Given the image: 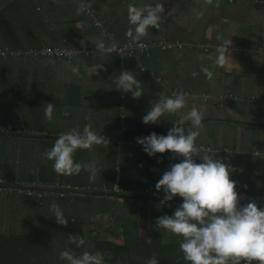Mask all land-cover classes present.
Instances as JSON below:
<instances>
[{"label": "crops", "instance_id": "1", "mask_svg": "<svg viewBox=\"0 0 264 264\" xmlns=\"http://www.w3.org/2000/svg\"><path fill=\"white\" fill-rule=\"evenodd\" d=\"M87 1H89V3H91L103 13V15L108 19L110 27L116 32L118 37H124V31L127 28L126 23L124 22L123 18H121V16L126 13V10H123L122 8L124 5L122 1L124 0H117V3H115V0ZM8 3L10 4L7 5ZM78 6L79 4H77L76 0H0V26L12 28L10 31L13 32L17 30L20 32L24 31L22 27L29 26L30 32L32 34V37L29 41L33 43L31 45V48H33L34 46H39L44 43L46 44L44 38H48V36L45 32L49 28V30H52L54 33L61 35L59 31V28L62 25L61 23L66 19L65 17L68 16V14L71 13L73 15L76 12ZM1 7H4V9ZM214 7L215 5L209 6V10H211L212 13L211 20L208 21L207 37H214V46L221 42L217 39L218 36H221L225 39H232L233 42L236 41L234 39L240 37L242 39H239L245 47L252 49L257 48V51L252 52H250L248 49L246 50L249 51L247 58L249 63L247 65H253L251 69L255 68V62L257 61V92H254L253 94H257V101H259L260 98L264 100V55H262V52L259 50L260 47L264 48V6L257 4V7H255L251 4L249 6H247V4H242V7H239L234 4L228 5L226 3H222L219 7H217V9ZM214 9V16H216L217 19L216 23H214L215 21L213 19ZM12 10L15 12V16L11 15L10 19L13 20V23L10 24L6 21V15L8 14L6 11L10 12ZM39 11H43V14H45L49 20H47V18L46 20H42L39 17V19L43 21L39 23V20L37 19V16H39ZM24 14H26L29 19L25 23H22L19 19ZM74 16H76L78 19L76 22H74L75 26H77L79 29L87 31L89 36H94V32H89L91 28H82V25L83 27L90 26V20L86 18L83 13H81L79 16ZM179 16H182V22L183 18H188L186 14L183 15L179 13ZM257 20H260L263 23L261 25V29L257 27L256 33L255 27L257 26ZM189 24H192V21ZM96 33L98 35L101 34L97 31V29ZM169 34L170 37L180 38V36L176 35L179 33L170 32ZM184 41L189 44L190 48L192 47V40L190 41L184 39ZM209 42L210 41L207 40V44L210 47L211 44ZM0 44L4 45L1 40ZM90 44L92 43H90L88 39V42L85 44V46L89 47ZM7 45L16 47V42L12 41L11 43H6V45L3 47ZM187 48L190 50L189 47ZM177 51L182 52L184 50ZM206 51H209V49ZM246 51H240L244 53L243 57L246 56ZM166 52L167 53L165 54L167 55H176L174 50ZM167 55L160 54L156 57V59H161L157 66V68L161 70L160 72H158L156 65L155 67L150 66L152 65L151 56H137V59H129L127 61L126 66L128 64L129 69L134 66L133 64L137 65V70L134 71L132 69L131 71L134 73L135 77L143 83L142 87L144 93L140 98L134 99L132 92H128L126 96L127 113L124 111L125 119H121V116L117 115L121 91L116 89V86L113 82L115 77L120 73V69L118 67L119 59L115 54H106L99 51H94L92 58L97 59L98 61L97 64H93V68L88 71H83L82 64L85 63L83 62V55H79L77 57L74 65H65L66 63H64L61 59L55 58L56 61L54 64L49 63L50 66H54L55 71L53 72L56 73L58 85L55 86H44L46 83L45 80L49 79L53 72H50L45 76L38 74L37 69L32 65L36 63L32 61L22 62V60H5L6 65L13 64V66L12 68H9L11 70L9 73L11 77L8 76L4 83H0V95L5 90L10 89L12 91L10 96L15 97V99L18 98L20 105L19 109L17 108V111L13 115H7L4 113V116H0V177H14L17 182H26V185H30V182H35V180L40 179L41 181L45 180V183L49 185H53L55 183L54 177H59L58 180L65 179L62 177L64 175H54L56 172L52 167V161L41 158V154L49 150L58 139V136L56 135L71 130L62 125L64 117L58 112L56 108V103L58 102L57 93L60 91L64 94H62V96L66 97V99H62V103L63 105H67L68 109L70 110V114H72L73 109H76L80 106H82L84 110L76 111L75 113L77 115L89 110L88 108H84V106H88L90 109L94 108L98 110L99 115L93 114L91 112V121L94 123L92 124L93 126L97 124L96 128L93 127V130L98 134L101 133L102 136H105L110 140L108 148L103 146H94L91 151L83 154L81 153L80 149H78L74 153V160H79L86 157L89 160L92 159L97 161L96 155L98 154L100 160H98L97 163L101 164L102 160L109 166L113 163L116 164L121 161L120 159L122 158L124 152H130V154L127 155L128 160L133 161L135 154H138L136 158L137 160H145L148 161L152 167H158V174L161 178L165 171L170 170L172 164L180 163L184 158L182 156H175V158H173L175 154L171 151L157 153L155 156H150L143 150V146L137 143V138H143L153 132L157 133V135H167L168 131L175 126L173 121L178 120L182 114L185 115L187 106L181 109L179 113L177 112L174 115L166 114L164 117L160 118L158 123L145 124L143 122V116L146 115L150 110L152 102L159 98V93L163 92L165 95L168 94V90L165 87L166 85H169V90L172 88L176 90L181 89L189 96L195 95L196 93H207V96H209L207 101H205L203 95L201 98L198 95L193 102V104L199 103L204 109L209 107H221L219 102L221 105L226 102H231L236 109H233L230 104L227 105V111L231 116L224 118L228 121L237 124L245 123V125L254 123L252 121L241 119H244V117H248L252 114L255 116L256 123H264V108H260L251 101L246 103L247 98H250L253 94H242L241 92L244 91L245 86H241V83L234 85V81L230 80L227 82V84H225V89L217 90L213 88V83L211 82L214 80V77L211 81H209L205 77L204 73L201 72V65L205 67L209 65V60L207 59L206 55L202 56L204 57V62H198V65L190 70H188L186 60L183 62L180 57L167 59ZM231 56L232 59L228 65L236 66L233 61L240 57H236L234 53H232ZM40 60L43 59L33 61ZM140 63H142V66H144L145 69L146 67L148 69L140 70ZM74 66L79 68V72L77 75V81L71 82V74H74L71 71V68ZM150 70L151 72L156 71L158 75L163 76L164 82L160 83L157 82L156 79L153 80L154 78L152 79ZM22 71H28L29 78L26 80L21 78L22 83H17L19 75H21ZM193 71L199 73V75L193 77L191 75ZM196 79H200L205 82H201L202 84H199L196 82ZM156 83L158 85H156ZM208 83H210V85ZM68 85L74 87L71 89V87L68 88ZM231 87L233 90L227 91ZM203 89L207 91H203ZM37 90H43L45 91V94L38 93L37 95L30 96V91ZM197 90L198 92H196ZM192 92L194 94H192ZM232 92L243 96L242 100H244V102L240 101L239 103L241 106L231 100L224 101L225 94ZM191 101L187 102L186 105L188 103L192 104ZM202 101H205V103H202ZM47 103H53L55 105L53 119L51 121L46 120L44 116L43 107ZM222 107H225V105ZM65 117L67 120H69V117ZM122 120H124V122L127 124L126 128H124ZM100 122L101 126H98ZM39 131L46 132L45 136L48 138L43 137L36 139L35 135L33 134ZM229 131H231V127H229ZM234 133L235 131L224 135L217 133L210 138L201 133L197 139V145L204 144L213 147L214 151L210 152L209 154L215 155L217 159H222L226 164L232 162L231 166L235 169L233 173L236 174L238 173L236 167L238 166L239 162L237 159L245 160L248 157L246 154L248 150L253 151L264 148V126H261V128L254 126V129L250 133L248 139H245L246 132L244 131L243 135H240L237 138H233ZM232 139H235V141ZM27 140H30L29 144L27 143ZM246 142L248 143V146L244 148L243 145ZM224 147L234 149V151H232V153H224ZM203 152L201 154H203ZM140 154L142 156H140ZM127 156H125V159ZM194 159L196 163L203 162L198 156L194 157ZM243 165L245 170L250 171L251 169L254 171L251 172V174H255V171L257 170L258 181H260L262 178L260 174H263L264 176V172H262V170H264V157H262V159L258 161L257 164L254 163L252 165ZM261 186L263 187L264 184ZM39 187L41 188V185H39ZM262 187H260L259 192L257 191L258 194L262 195L260 198L261 200L258 202L264 204V191H262ZM35 192L36 193L32 195H29L26 192V195H22L19 194L21 192L16 190H13L10 193L0 191V235L9 233L14 235H26V237H28L30 231L23 225V218L32 219L38 217L39 214H43L45 218L47 216L53 217L50 211V204L52 201H59V198L50 194L52 196L48 195L49 197L43 201L44 204L41 205L37 201V199L40 198L37 193L38 191ZM82 202L89 203L90 201L89 199L84 198L82 199ZM90 212L91 209L86 206L82 209L81 213L88 215ZM160 213L161 211L158 208L156 210L152 208L151 210L145 209L140 215H138L139 218H141L140 221H142L141 223L143 225L147 224L148 222L146 229L144 230L147 235H154L155 233H153L152 229H159L153 225L156 223L157 218L162 214ZM157 214L160 215L158 216ZM154 232L156 231L154 230ZM173 236L175 237L174 234ZM178 239L179 236H177L175 240ZM15 246H20V243L17 241ZM93 250H95V248H93ZM13 263L19 264V262L16 260L13 261ZM255 263L256 262H253V264Z\"/></svg>", "mask_w": 264, "mask_h": 264}, {"label": "clouds", "instance_id": "2", "mask_svg": "<svg viewBox=\"0 0 264 264\" xmlns=\"http://www.w3.org/2000/svg\"><path fill=\"white\" fill-rule=\"evenodd\" d=\"M214 1L216 7L224 2L223 0ZM77 2L79 6L76 15L79 16L84 12V15L88 16L89 12L86 10L92 8L90 4L86 3V0H82V2L77 0ZM205 2L211 5L213 0H205ZM257 4L264 6V1L257 0ZM127 12L129 27L124 34L125 40L117 42L115 36L118 35L111 27L109 29L108 19L97 9V12L90 15L89 19L92 20L94 16L93 22L101 27V33L104 34L106 40L99 45H92L87 52L80 50L85 55L93 50L118 56L120 73L113 82L116 89L121 91L120 99L122 101L118 108V115L121 116V119H125L124 99H126L128 92H132L134 99L140 98L144 93L143 83L135 77L132 71L126 70L127 61L136 59L137 56L150 57L152 47L172 51L177 49L178 43H181L182 47L178 48H183V43L179 39L169 40L162 35L159 36L160 40L175 43V45L163 48L159 42L147 45L145 41H142L148 35L149 27L160 29L161 24L165 21L164 4L156 3L155 6L147 4L140 7L128 4ZM173 13L174 9L168 14L173 15ZM199 15L202 16L203 12ZM97 16L101 22H96ZM217 39L221 43L216 46V54L214 56L209 55L207 59L212 62L213 68L224 69L232 59L233 41L221 36H218ZM140 47L145 48V50L142 51ZM205 47L206 50L209 49L208 44H205ZM247 48L249 51H257V48ZM247 48L241 49V51H246ZM259 50L264 55V48L260 47ZM131 51L132 53L129 54ZM200 59L203 60L204 57ZM47 63L54 64L55 61L50 60ZM139 66L145 69L142 63ZM71 71L78 74L79 68L74 66ZM201 72L209 81L214 77V71L209 67L201 65ZM191 75L196 77L199 73L193 71ZM160 81L161 78L158 77V82ZM186 96L187 94L183 91L173 93L171 96L160 92L159 98L152 102L150 110L143 116V122L145 124L158 123L160 118L166 114H176L186 107ZM203 98L207 101L209 96L203 94ZM205 101L202 102L205 103ZM263 103L264 100L262 99ZM54 108L53 103L45 104L43 111L46 120L51 121L53 119ZM64 115L67 116L68 112L65 111ZM203 119L204 113L196 107H192L186 115L182 114L178 120L173 121L175 126L168 131L167 135H157L153 132L143 138H137V143L141 144L143 150L150 156L171 151L175 154L173 158L175 156L184 158L180 163L172 164L170 170L165 171L155 185L157 191L163 190L165 193L161 203L174 199L178 208L172 215L157 214L160 217L157 218L153 226L159 229H152V231L153 233H155L154 230L162 233V229H164L183 237L179 243V251L183 255L177 257V264H180L181 259L187 264H241L242 261H246L247 264H253V262L264 264V209L258 207V201H252L249 197L242 198L238 194L237 191L240 190L237 189V182L230 178V173L235 171L231 165L217 159L215 155H210V149L201 154L202 149L197 145V139L204 127ZM85 120L88 123L84 125L82 130L76 126L68 132L60 133L54 145L42 153L41 158L52 161V167L58 175H79L83 170L89 173V181L94 183L100 174L97 161L76 162L74 153L78 149H92L93 146L108 148L110 140L93 130L90 116H85ZM186 122H190L187 127ZM33 135L44 136L41 132H35ZM223 152L225 153V151ZM257 152L259 153L257 154ZM246 154L264 157V148L248 150ZM197 156L203 161L202 163H196L194 157ZM13 183L11 185L15 187ZM24 186L30 188V185ZM81 190L85 194L101 193L100 188L93 189L87 184L81 187ZM105 194H111V191L107 188ZM240 201L244 206H240ZM50 211L59 225L67 226L68 219L56 201H52L50 204ZM118 234L122 235L120 229L115 233L117 236ZM155 237L156 235H148L146 238ZM119 238H121L120 235ZM69 241L75 244L77 248L86 244V240L79 235L69 234ZM111 258L110 254L106 256L104 252L99 250L95 252L85 250L80 255H76L72 250L65 249L60 253V259L66 261V264H107V260H111ZM145 264H159L157 255L153 253L145 261Z\"/></svg>", "mask_w": 264, "mask_h": 264}, {"label": "trees", "instance_id": "3", "mask_svg": "<svg viewBox=\"0 0 264 264\" xmlns=\"http://www.w3.org/2000/svg\"><path fill=\"white\" fill-rule=\"evenodd\" d=\"M223 1H224L223 3H226L228 5L234 4L239 7H242V4H247V6L251 4L257 7V0H250V2L249 0H232V1L223 0ZM122 2L124 3L122 8L123 10H126V13L123 16H121V18H123L128 28L129 27L128 16H126V14H128L127 6L128 4H133L137 7H140L142 0H124ZM175 2H178L179 4L175 6L176 10L174 11L173 15H169L168 13L171 12L170 10L172 7H174ZM213 2L214 4H211L212 6L215 5L214 0ZM86 3H89V1L86 0ZM156 3H158L157 0H147V2L144 5L151 4L155 6ZM9 4L10 3H8L7 5ZM89 4L90 7L92 8L86 10L89 12L88 16H86V18L88 19L90 15L97 12V9L91 3ZM209 6L210 5L207 4L205 0H165L164 1L165 21L161 24L160 29H156L155 27H149L148 36L145 37L142 41H145L147 45H152L155 42H159L160 41L159 36L162 35L169 40L179 39L183 43L182 49H179L177 47V49L179 50H185L187 49V47L190 48L189 44L186 43V41H184V37H188L186 40H190L194 35L193 33L195 29L198 28L200 29L203 26V25L198 26L199 23L205 24L204 28L206 29V31L202 34V36L207 37L208 21L211 20V13H212V11L209 10ZM1 8L4 9V7ZM201 12H203L202 16L199 15ZM207 12L209 15H207ZM9 13L6 15V17L10 18L11 15L15 16V12L13 10L10 11ZM179 13L183 15L186 14L188 18L192 21V24L183 23L182 16H179ZM38 14L39 16H37V19L39 20L38 21L39 23L43 22L39 19V17L42 20H46V18L47 20H49L48 17L45 14H43V11H39ZM74 15H76V12L73 15L71 13L68 14V16L65 17L66 19L61 23L62 25L59 28L61 35L54 33L52 30H49L50 29L49 28L45 32L46 35L48 36V38H44L46 44L44 43L42 45L35 47L42 48L44 46H48L53 49H57V48L66 49L67 51H71L73 53L74 62L76 61L79 55H83L84 57L83 62H85L82 64L83 71H88L93 68V64L94 65L97 64L98 60L92 58V54L94 53L93 50H91L89 54L85 55L84 52H80V49H78V47H81L82 45H85L88 42L89 34L87 31L79 29L77 26H75L74 22H76L78 19ZM82 28L83 29L91 28L89 32H94L93 33L94 35H98L96 33V29L99 33H101L102 30L101 27L95 25L93 21H91L90 26L83 27L82 25ZM127 28L125 29L124 34ZM170 32L179 33L176 35L180 36V38L170 37L169 34ZM98 37L103 41L106 40L104 34L102 33L98 35ZM239 38L234 39L236 41L233 42L231 54L234 53L236 57H240V58L234 60L233 63L235 65H241L242 67L249 69L253 66V65H247L249 63V60L247 61L249 51H246V56L243 57L244 53L240 51L241 49L243 50L244 48L247 47H244L243 43L240 40L242 38L240 39ZM115 40L117 42H121L124 41L125 38L122 36L120 37L115 36ZM237 41H239L240 43ZM206 43L207 40L205 39L203 42L204 46H202L205 51H206V47H205ZM220 43L221 42L217 43V45H219ZM4 45L0 44V48H2ZM216 46H214V50H216ZM5 47L8 48L10 51H16L19 49V46L12 47L10 45H7ZM167 50L169 49L152 47L150 50L152 65L150 66L155 67L156 65L157 68L158 63L161 60L159 58L156 59L157 55L160 54L167 55L165 54L167 53L166 52ZM53 55H54L53 53L45 56L34 55L32 53L25 54L23 51L21 56H13L11 55V53H9L8 56L6 57H0V83H2V81H5V79H7L8 74L11 71L9 68H12L13 66V64L6 65L5 60L21 61L24 58H32V60H39V59H44L46 57H51ZM213 55L215 54L213 53ZM133 65L134 66L129 69L127 64L126 70L131 71L133 69L134 71H136L137 65L136 64ZM139 68H141L140 70L143 69L142 67ZM215 69L216 68H213V70ZM157 70L158 72L161 71L158 68ZM252 70L254 71L255 77H257V61L255 62V68H252ZM155 72L154 71L151 72L150 70L152 79L154 78L153 80L156 79V81L158 82V77H160L161 78L160 83H163L164 82L163 76L158 75L157 72L156 73ZM77 75L78 74H71V82L77 81ZM156 85L158 84L156 83ZM165 87L168 90L167 95L171 96L175 91V89L172 88L171 90H169L170 89L169 85H166ZM9 91L10 93H12L10 89L5 90L3 93L5 92L8 93ZM178 91H182V90L179 89ZM203 91H207V90L203 89ZM196 92H198V90ZM3 93L0 95V99H2ZM192 94L194 93L192 92ZM203 94H207V93L204 92ZM203 94L196 93L195 95L192 96L191 95L189 96L187 94L186 100L187 102H190L192 100L191 102L193 104L197 96L199 95V97L201 98ZM242 98H243L242 95L235 94L234 92L226 93L224 101L231 100L239 104L240 101L244 102ZM250 98L251 99H247L246 103L248 101H253L260 108L262 109L264 108V103L262 104V99L257 101L256 94H253ZM229 104L232 103L229 102ZM219 105L221 107L223 106V104L221 105L220 102ZM208 120L210 121V119H206L205 121H203V123L208 122ZM188 124L190 123L189 122L186 123L187 126ZM251 124L257 126V128H261V126H264V123L261 122H257V123L254 122ZM39 132H41L43 135L44 133H46L43 131H39ZM59 134L56 136L59 137ZM45 135L35 136V138L39 139V138L47 137ZM80 151L83 154L91 151V149L80 150ZM129 154L130 152H124L122 158L120 159L121 161H119L116 164L113 163L109 166L107 165V167L102 163L101 164L97 163V166L100 169V174L98 175L94 183L89 181V173L86 171L82 170L79 175H72L75 176L76 179L78 178L77 181L83 183V185L90 184L93 187V189L100 188L102 194L101 193L81 194L74 192H73L74 194H69L72 192V190L66 189V184L62 182L64 181L63 179H61L60 181L56 180L55 181L56 185H49L45 183V180L41 181V179L35 180V182L29 183L30 188H22L25 187L24 185H26V182L24 181L17 182L14 177H9V178L5 177V179L8 182L11 183L14 182L13 184H15V189H12V191L16 190L18 192H21L19 194L26 195L25 192L28 194L26 189H32L33 191L32 194L36 193L35 191H38L37 193L39 196V193H41V196H39L40 198L37 199V201L41 205L44 204L43 201H45L49 196L53 195L59 198V201H62L63 203V208L61 209L65 217L68 219V224L67 226H61L56 222L54 216L53 217L47 216L45 218L43 214H39L38 217L32 219L23 218V225L27 227V229H29L30 231L28 234L29 238L26 237V235H14L9 233L1 234L0 264H14L13 261L15 260L18 261L19 264H66V261L60 259V253L65 249L72 250L76 255H80L85 250L89 252H95L99 250L101 252H104L106 256L107 254L111 255L112 258L111 260H107V264H145V261L148 258H150L153 255V253L157 255V258L159 259V264H177V257H182L183 255L179 251V243L183 239V237L179 236V239L175 240L177 235H175L174 237L172 233L162 229V233L155 232L154 234L156 235L155 238L147 239L146 237H148V235L144 233V230L146 229L145 226L142 223L138 222L141 219L139 218L138 215H140L142 211H144L145 209L151 210L152 208L156 210L157 209L156 206L159 207L158 209L161 211L163 216L172 215L175 212V210L178 208L177 202L173 199L172 201L161 203V201H163L164 199L165 193L163 192V190L157 191L155 187L156 183L161 179V177L158 174V170H159L158 167L157 168L152 167L148 161L137 160L136 158L138 154H135V158H133V161L128 160L127 155ZM125 156H127L126 159ZM140 156L142 155L140 154ZM247 156L248 157L245 160L237 159V161H239L238 166L236 167L238 173L236 174L233 172L232 174L230 173V178L237 182L238 190L243 192L247 197H249L250 200L256 202L261 200L260 198L262 195L258 194L257 191L259 192L260 187H262L261 185L264 184V176L263 174H260L262 178L260 181H258L257 170L255 171V174H251V172L254 171L251 169L250 171L245 170L243 164H247V165H252L254 163L257 164V162L260 161L262 157L257 155L255 156L247 155ZM75 161L88 163L91 162L92 159L89 160L88 158L84 157L83 159H79ZM231 164L232 162H229V165ZM262 172H264V170H262ZM254 176L256 179L254 178ZM62 177L65 178L66 176H62ZM16 185H21V186L17 187ZM39 185L44 187L40 188ZM116 187L118 189H116ZM107 188L108 190L111 191V194H105ZM56 190L59 191L60 194L66 196L63 197L59 196ZM262 191H264V186L262 187ZM84 198L86 199L90 198V202L92 204L91 212L90 214H88L89 216L86 215L85 213H81L82 209L86 207L85 206L81 208V204H82L81 202L82 199ZM89 203L85 202L84 204L87 205ZM257 205L261 209H264V204L257 203ZM240 206L241 207L244 206V204H242L241 201H240ZM164 207L169 210L164 209ZM129 222H131V224ZM97 226L100 227L97 229ZM117 227H123L125 229L124 236L119 234L121 238L115 235L117 231L116 229ZM69 234L79 235L83 237L86 240V244L80 248H77L75 244L70 243ZM17 241L20 243V246H15ZM93 248H95V250H93ZM39 256H43V259H39ZM180 264H187V262L181 259ZM241 264H245V261H242Z\"/></svg>", "mask_w": 264, "mask_h": 264}, {"label": "rangeland", "instance_id": "4", "mask_svg": "<svg viewBox=\"0 0 264 264\" xmlns=\"http://www.w3.org/2000/svg\"><path fill=\"white\" fill-rule=\"evenodd\" d=\"M111 1H113V0H111ZM146 2H147V0H142L141 6L144 5ZM115 3H117V0H115ZM158 3L164 4V0H159ZM178 4H179L178 2H175L174 8H171L170 11H172L173 9L175 11L176 10L175 6ZM212 4H214V2ZM214 8L217 9L216 6ZM215 9L213 10V19L215 21L214 23L217 22L216 16H214ZM6 12L9 13L8 11H6ZM207 15H209L208 12H207ZM126 16H128V14H126ZM28 19H29V17L26 14H24L20 17L19 20H20V22L25 23L26 21H28ZM96 19H97L96 22H101L99 20L98 16L96 17ZM89 20H90V22L93 21L91 19H89ZM6 21L10 24L13 23V20L8 18V17H7ZM183 23L189 24V23H191V20L189 18L185 17V18H183ZM256 23H257L256 27L261 29V25L263 22L260 20H257ZM201 25H203V26L200 29L199 28L195 29V31L193 33L194 35L190 39L193 41V44H192V47L190 48V50L188 48L182 52L174 50V53H176L177 56L173 55V54H169L166 56V58L167 59H173L174 57H180L183 62H184V60H186L188 70H190L193 67H195L196 65H198V62H204V59H203V61H201V59H200L203 55H206L208 57L209 55H212L213 53L216 54L215 50H214V43H213V41L215 40L214 37L202 36V34L206 31V29L204 28L205 24H203V23L198 24V26H201ZM22 28L24 29V31L20 32L17 30L15 32H13V31H10L12 28L0 26V40L2 41L3 44L11 43L12 41H15L16 46H19L20 50L24 51L25 54H28L27 51L31 48V45L33 44L29 41L32 37V34L30 32L29 26H23ZM255 32L257 33V28H256ZM215 37H217V36H215ZM187 38L188 37H184V39H187ZM205 39L210 41L209 43L211 45L209 47V51H205L204 48L202 47V46H204L203 42ZM89 42L92 43L89 45V47L82 45L81 47H78V49L87 52L88 49H91L92 45H99L101 42H103V40L98 38L97 35H94V36H89ZM63 51H64V54H62V55H58L56 53H53L54 54L53 56L46 57L45 59L40 60V61H33L32 58H24V59H22V62L32 61V62L36 63V64H32V65L37 69L38 74L45 76L48 73L55 71L54 66L53 65L50 66V64L47 63L50 60L56 61L55 58H57V59H61L64 63H66L65 65L74 64V59H73L72 53L71 52L65 53L66 49H64ZM191 54H192V56H191ZM19 56H21V55H19ZM208 62H209V65L207 67L212 69V62L211 61H208ZM8 76L11 77L10 74H8ZM21 78L23 80L28 79L29 78L28 71H22L21 72V75H19V79H18L17 83H22ZM10 80H12V79H10ZM230 80L234 81V85H238V83H241V86H245L244 91L241 92L242 94L252 95L254 92H257V85H256L257 77H255L254 71L251 68L246 69L245 67H242L241 65H236V66L227 65L224 69L216 67V69L214 71V80L211 83H213L214 89L222 90V89L226 88L225 84H227V82ZM4 82L5 81H2V83H4ZM45 82L46 83L44 84V86H46V85H53V86L58 85V81L56 79V73L53 72L51 74V77L49 79H46ZM196 82H198L199 84H202L201 82H205V81H202L200 79H196ZM253 82L255 84H253ZM208 84L210 85V83H208ZM63 87H64V85H63ZM70 87L72 89V87H74V86L68 85V88H70ZM230 90H233V88L231 87L227 91H230ZM97 92H99V91H97ZM38 93L45 94V91H43V90L30 91V96L37 95ZM62 94L63 93L61 91L57 93L58 102L56 103V108H57L58 112L60 114H62V116L64 117L62 125L64 127H66L67 129H72L76 126H79L82 130L83 126L86 124V122H88L85 120V116L91 117V112L93 114H98V110H96L94 108L90 109V107L84 106V108H88L89 110H86L85 112H82L81 114L77 115L75 113L76 111H83L84 110L83 107L80 106L76 109H73L72 114H70V110L68 109L67 105H63V103H62V99H66L65 96H62ZM10 95H11L10 91L8 93L5 92V93H3L2 100H0V116L1 117L4 116V113H6L7 115H13L17 111V108L19 109L20 103L18 101V98L15 99V97H12ZM86 97H88V96H86ZM247 99H251V98H247ZM252 100H254V99H252ZM121 101L122 100L119 99L118 108L120 106L119 104ZM251 102H253V101H251ZM228 104L229 103H227V102L224 103L223 106L225 105V107H222V108L221 107H217V108H210L209 107V108L203 109V107L199 103H195V104L188 103L186 105L187 110L185 112V115L187 114L188 111L191 110L192 107H196L197 109L201 108L199 110H201L204 113L203 121H205L206 119H210V121L208 120V122H206V123H203V121H202L204 127H203L201 133L205 134L209 138L213 137L217 133L224 135V134H230V133H232V131H235L233 138H237L238 136L243 135V131H244V132H246L245 139H248V137L250 136V133L254 129V125L251 123L246 124V125H245V123L244 124H240V123L237 124V123L226 120L224 117H230L231 116L227 111V105ZM230 105H231V107H233V109H236L234 105H232V104H230ZM118 108H117V115H118V110H119ZM65 111L68 112L67 117H69V120H67V118L64 116ZM124 111H125V113H127L126 99H124ZM241 119L246 120V121H252V122L256 121L255 116L252 114L248 117H244V119L243 118H241ZM186 123H188V122H186ZM100 124H101V122L98 124V126H101ZM96 126H97V124L93 127L96 128ZM186 127H187V125H186ZM229 127H231V131H229ZM31 139L33 140L32 137H31ZM232 140L235 141V139H232ZM29 142H30V140H27L28 144H29ZM246 146H248L247 142L243 145V147L245 148ZM96 158H97V161L100 160V157L98 156V154L96 155ZM101 162L103 165H105L107 167V163H105L102 160H101ZM54 175H57V173H55ZM58 179H59V177H54L55 181ZM77 179L75 178V176H67V177H65L64 181H62V182H65L66 189L72 190V192L69 194H74V193L85 194L81 190V187L85 186L86 184L83 185V183L78 182ZM76 186H77V188H76ZM84 190H87V189H84ZM1 192H5V191H1ZM57 192H58L59 196L63 197V195L60 194L59 191H57ZM77 195H79V194H77ZM89 201H90V198H89ZM57 203L60 205L61 208H63L62 201H57ZM85 206L92 209L91 202L87 205H85L82 202L81 208L85 207ZM164 209H167V208L164 207ZM167 210H169V209H167ZM141 222L142 221H140V223ZM129 223L131 224V222H129ZM147 224H148V222H147ZM147 224H144L145 228H146ZM99 227L100 226H97V229ZM116 229H117V231L120 229L122 235L124 236L125 229L123 227H117ZM118 237H119V234H118ZM39 259H43V256H39ZM50 262H51V260H50Z\"/></svg>", "mask_w": 264, "mask_h": 264}, {"label": "built area", "instance_id": "5", "mask_svg": "<svg viewBox=\"0 0 264 264\" xmlns=\"http://www.w3.org/2000/svg\"><path fill=\"white\" fill-rule=\"evenodd\" d=\"M159 44L163 47V48H168V47H172V46H174L175 45V43H170V42H166V41H164V40H160L159 41ZM178 47H182V44L181 43H178V45H177ZM141 48V47H140ZM64 49H53V48H51V47H48V46H44V47H42V48H36V47H33V48H30L28 51H27V53H32V54H34V55H42V56H45V55H50V54H52V53H56V54H58V55H62V54H64V51H63ZM123 50H125V49H123ZM141 50L142 51H144L145 50V48H141ZM66 52H71V51H65V53ZM9 53H11V55H13V56H19V55H21L22 53H23V51L22 50H20V49H18V50H16V51H10L8 48H0V57H6V56H8V54ZM72 53V52H71ZM132 53V51L129 53V54H131ZM72 55H73V53H72ZM178 90H176L175 89V91L173 92V93H176ZM173 95V94H172ZM261 100V99H260ZM122 123H123V126H124V128H126L127 127V124L124 122V120H122ZM199 147H201V149H202V152L203 151H208L209 149L211 150V152L212 151H214V149H213V147H211V146H207V145H204V144H200L199 145ZM223 151H225V152H230V153H232V151H234V150H232V149H228V148H224L223 149ZM259 152H257V154H258ZM222 160V159H221ZM53 185H56V183H54ZM14 185H11V183L10 182H8L5 178H3V177H0V191H5L6 193H9V192H11L12 191V189L13 188H15V187H13ZM22 188H26V187H22ZM76 188H77V186H76ZM116 189H118L117 187H116ZM26 191L28 192V194H32V189H26ZM238 192V194L242 197V198H246L247 196L243 193V192H241V191H237ZM39 196H41V193H39ZM245 264H247V262L245 261Z\"/></svg>", "mask_w": 264, "mask_h": 264}]
</instances>
